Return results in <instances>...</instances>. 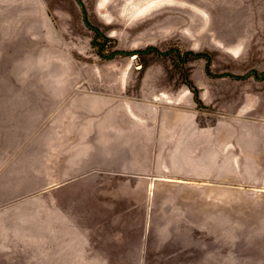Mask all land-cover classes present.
<instances>
[{"label": "rangeland", "instance_id": "1", "mask_svg": "<svg viewBox=\"0 0 264 264\" xmlns=\"http://www.w3.org/2000/svg\"><path fill=\"white\" fill-rule=\"evenodd\" d=\"M81 2L88 23L108 39L103 57V38L84 24L76 0H0V211L11 209L30 229L34 199L49 186L50 138L64 133L50 119L51 96L64 103L122 100L154 134L163 123H177L178 114L200 126L264 114V0ZM150 46L156 51L106 57ZM185 79L204 107L196 106ZM161 154V165L138 162L137 179L147 171L161 189L184 191L187 173L171 161L177 153ZM87 171L80 167L74 179Z\"/></svg>", "mask_w": 264, "mask_h": 264}, {"label": "crops", "instance_id": "2", "mask_svg": "<svg viewBox=\"0 0 264 264\" xmlns=\"http://www.w3.org/2000/svg\"><path fill=\"white\" fill-rule=\"evenodd\" d=\"M82 99L51 96L64 133L50 138L48 190L32 229L0 211V264H264V114L213 126L178 114L154 134L122 100ZM166 151L182 192L136 177Z\"/></svg>", "mask_w": 264, "mask_h": 264}, {"label": "water", "instance_id": "3", "mask_svg": "<svg viewBox=\"0 0 264 264\" xmlns=\"http://www.w3.org/2000/svg\"><path fill=\"white\" fill-rule=\"evenodd\" d=\"M77 3L79 4L80 8H81V11H82V15H83V21H84V24L93 29L94 27L92 25H90L87 21V16H86V12H85V8L83 7V4L81 2V0H76ZM156 51V48L153 47V46H150V47H147L146 49L144 50H130V51H126V50H116V51H113L112 53H110L109 55H107L106 57L107 58H111L113 57L114 55H117V54H125V55H129L130 57L131 56H135L137 54H140V53H147V52H150V51ZM167 52H161L162 55H165ZM102 57L103 55L100 54ZM199 54H193V56L197 57ZM249 73H254V71H249Z\"/></svg>", "mask_w": 264, "mask_h": 264}, {"label": "trees", "instance_id": "4", "mask_svg": "<svg viewBox=\"0 0 264 264\" xmlns=\"http://www.w3.org/2000/svg\"><path fill=\"white\" fill-rule=\"evenodd\" d=\"M93 30L95 31L96 35L101 36L103 38L104 43H101L100 47L98 49V53L102 54V49H103V47L106 46V43H108V39L105 36H103L100 33V31L96 30L95 27L93 28ZM175 52H178V51L175 50ZM177 58L180 59V56L177 55ZM182 61H183V59H182ZM206 68L208 69V66ZM183 83L187 86L188 90L192 93L193 101L196 104V106L197 107H204L202 100L200 99V96H199V89L197 87H195L189 79H185Z\"/></svg>", "mask_w": 264, "mask_h": 264}, {"label": "flooded vegetation", "instance_id": "5", "mask_svg": "<svg viewBox=\"0 0 264 264\" xmlns=\"http://www.w3.org/2000/svg\"><path fill=\"white\" fill-rule=\"evenodd\" d=\"M173 51L175 52V50H173ZM175 53H176L177 55H179L178 52H175ZM187 57H188V54L185 53L184 57L182 58V59H183V62H186Z\"/></svg>", "mask_w": 264, "mask_h": 264}]
</instances>
